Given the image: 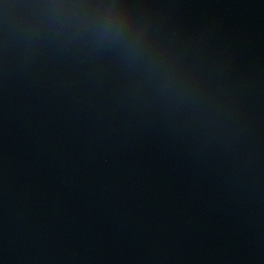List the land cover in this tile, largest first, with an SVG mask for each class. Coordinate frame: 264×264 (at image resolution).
I'll return each mask as SVG.
<instances>
[{"label": "water", "instance_id": "95a60500", "mask_svg": "<svg viewBox=\"0 0 264 264\" xmlns=\"http://www.w3.org/2000/svg\"><path fill=\"white\" fill-rule=\"evenodd\" d=\"M0 264H264V0H0Z\"/></svg>", "mask_w": 264, "mask_h": 264}]
</instances>
